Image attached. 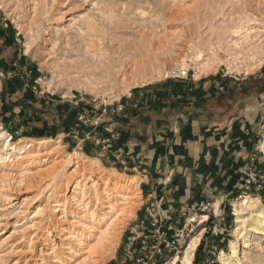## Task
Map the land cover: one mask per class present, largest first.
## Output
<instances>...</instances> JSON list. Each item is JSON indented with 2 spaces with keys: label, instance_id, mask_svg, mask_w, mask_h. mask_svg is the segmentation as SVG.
<instances>
[{
  "label": "rangeland",
  "instance_id": "1",
  "mask_svg": "<svg viewBox=\"0 0 264 264\" xmlns=\"http://www.w3.org/2000/svg\"><path fill=\"white\" fill-rule=\"evenodd\" d=\"M243 3V0H21L19 14L10 15L11 7L0 0V132L10 135L13 142L49 139L46 148H55L34 162L29 173L52 166L68 153H80L99 159L104 167L115 168L128 177L138 175L136 168L141 171V163L132 158L131 152L120 150L123 146L130 147L132 133L125 130L120 135V132L142 103L159 102L173 107L192 97L188 95L192 92L190 88L198 84L200 89L206 83V87L219 90L260 81L253 101L255 124L251 127V141L238 162L235 190L224 198L199 197L211 203L210 211L202 212L208 214L209 220L201 224V212L186 209L191 202L178 211L167 197H144L137 212L126 222L107 264H168L177 255L180 257L177 264H183L187 247L203 229L192 264H222V252L230 264H264V234L249 231L247 247L239 241L238 263L232 260L230 247L237 238L236 201L251 195L259 196L264 204V63L259 67L260 58H251L253 48L250 55L237 59L223 57L227 51H219V61L200 72L199 61L188 42L196 37L189 25L199 22L203 42L211 39L217 50L220 46L229 49L231 37L227 34L220 42L219 27L231 26L232 19H237V6ZM217 5L221 10L212 9ZM262 6L256 11L248 10L253 21L244 22L259 34L253 38L254 48L257 45L264 48ZM189 13L194 20L186 19ZM214 13L216 18H211ZM25 14L29 19L24 21ZM175 40L186 41L187 46L180 56L167 59L162 48ZM204 53V60L211 58L210 50ZM144 58L150 59V67L141 74L135 70V64ZM182 68L189 69L187 76H172ZM131 72L137 73L136 76L130 78ZM74 166L70 162L65 173ZM17 177L0 189L12 194L9 198L0 196V241L6 238L0 251L15 247L0 258V264H55L40 261L50 243L43 240L51 231V239L63 243L61 223L68 227L71 215L57 223L58 217L51 215L50 208L47 215L36 214L39 206H51L56 199L50 174H35L33 185H29L27 178L17 186ZM83 180L90 182L87 177ZM69 188L73 189L71 183ZM142 188L147 191V187ZM192 215L196 222L189 221ZM31 237L34 242L28 248L26 243ZM59 248L69 260L66 247Z\"/></svg>",
  "mask_w": 264,
  "mask_h": 264
},
{
  "label": "bare ground",
  "instance_id": "2",
  "mask_svg": "<svg viewBox=\"0 0 264 264\" xmlns=\"http://www.w3.org/2000/svg\"><path fill=\"white\" fill-rule=\"evenodd\" d=\"M243 1L244 3L236 8L237 19L234 21L232 19V25L229 27H219L217 35L220 38V42L227 34H229L228 37H231L229 49L220 46L217 50L215 43L211 39L203 42V35L200 32L201 23L195 22L194 25H189L188 29L196 37H193L192 40L189 39L190 41L188 40V42L193 47L196 59L199 61L200 72L206 71L210 68L211 64L219 61V51H227L223 57H235L237 59L250 55V50L253 48L255 53L250 57L252 59L260 58L259 67L264 63V48L261 45L253 47L256 43L253 38H257L259 34H257L256 29L250 26V24L244 23L248 19L249 21H253V18L248 14V10L256 11L261 9V4L264 6V3L258 2V0ZM2 3L9 4L11 7L10 15L19 14L21 0H2ZM220 8L221 6L219 5L212 7L216 11ZM201 15L199 17L200 20ZM216 16L217 13H214L211 18H216ZM22 19L24 21L29 19V15L25 14ZM186 19L189 21L194 20L190 13L186 16ZM256 23L258 25V22ZM175 41V43L162 48L163 51L165 50L164 56L167 59L180 56L187 46L186 41ZM30 48L29 46L28 50ZM205 50L211 51L210 59L204 60ZM149 60V58L138 60L135 64V70L144 74L150 67ZM247 70L249 71L250 69L248 68ZM136 74L131 72L129 76L130 78L132 76L135 77ZM2 140L3 144L0 147V189L5 187L10 179H15L16 176H18L17 180L19 179L17 186H20L27 178L28 181H26L29 185H33L36 182L35 174L39 175L42 172H47L52 177L53 193L56 195V199L51 206H39L36 214H46V210L50 208L51 215L54 214L58 217L57 223L60 220L68 218L69 213L71 215V222L68 227L64 228L63 223H61L62 228L60 232H63V243L58 244L55 242V239H51V231H48L46 235L44 234L46 238L43 241L47 239L50 243L45 254L40 257V261L46 260L55 264H107V260L116 251L126 222L137 212L140 206L141 195L143 193L140 183L141 178L137 175L128 177L123 173H119L120 171L118 172L115 168H106L102 165L101 160L84 156L80 153H68L66 158L56 160L52 166L47 168L40 167L37 171L29 173L28 171L34 162H37L38 159L40 160V157L44 155H49L55 149L46 148L50 140H31L27 143L13 142L10 135L7 136L6 132H0V142ZM60 142L61 140H59ZM72 161L75 166L67 174L64 169ZM104 171H108V174H104ZM77 175L80 177L77 178ZM83 177H87L90 182L83 180ZM70 183L73 188L72 190L69 188ZM1 195L8 198L12 196V194L4 193L0 190ZM58 211H60V214L53 213ZM235 215L236 226L234 232L237 238L231 241L230 247L232 249L231 258L238 263L240 262L239 241L242 240L244 247H247L250 245L246 240V235L249 231L264 234V204H262L259 196L244 195L235 203ZM199 220L200 224L209 220L208 214L201 215ZM189 221L196 222L197 218L192 215ZM204 232L205 229L201 230L192 239L183 257V264L193 263L196 249L202 240ZM24 236V234L21 235L22 238ZM33 238L28 239L26 243L28 248L32 247ZM5 240L6 238L0 241V247L1 243H4ZM60 245L66 247L69 260L63 256L64 254L61 248H59ZM14 248V246L8 247L10 251L6 253L4 252L8 249L0 251V258L10 253ZM41 251H43L42 248ZM179 258V255L175 256L168 264H177ZM220 259L222 264L231 263L229 258L224 257V252H222Z\"/></svg>",
  "mask_w": 264,
  "mask_h": 264
},
{
  "label": "crops",
  "instance_id": "3",
  "mask_svg": "<svg viewBox=\"0 0 264 264\" xmlns=\"http://www.w3.org/2000/svg\"><path fill=\"white\" fill-rule=\"evenodd\" d=\"M258 82L219 90L206 83L200 89L198 84L190 88L192 97L179 105L139 106L120 132H131L133 141L120 150L141 163L136 175L141 187H147L146 192L142 188V200L167 197L179 211L188 202L210 203L199 197L224 198L235 190L238 162L255 124Z\"/></svg>",
  "mask_w": 264,
  "mask_h": 264
},
{
  "label": "built area",
  "instance_id": "4",
  "mask_svg": "<svg viewBox=\"0 0 264 264\" xmlns=\"http://www.w3.org/2000/svg\"><path fill=\"white\" fill-rule=\"evenodd\" d=\"M188 73H189V69L182 68L180 70H177L172 76H174V77L175 76H177V77L187 76ZM186 209L187 210L200 211L201 212L200 216H201V215H203L202 212H209L210 211V203H208L205 200H201L198 202L187 204Z\"/></svg>",
  "mask_w": 264,
  "mask_h": 264
},
{
  "label": "trees",
  "instance_id": "5",
  "mask_svg": "<svg viewBox=\"0 0 264 264\" xmlns=\"http://www.w3.org/2000/svg\"><path fill=\"white\" fill-rule=\"evenodd\" d=\"M201 246V245H200ZM201 248V247H200Z\"/></svg>",
  "mask_w": 264,
  "mask_h": 264
}]
</instances>
